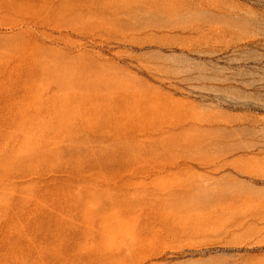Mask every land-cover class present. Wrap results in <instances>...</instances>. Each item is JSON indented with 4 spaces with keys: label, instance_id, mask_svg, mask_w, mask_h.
Returning a JSON list of instances; mask_svg holds the SVG:
<instances>
[{
    "label": "rangeland",
    "instance_id": "obj_1",
    "mask_svg": "<svg viewBox=\"0 0 264 264\" xmlns=\"http://www.w3.org/2000/svg\"><path fill=\"white\" fill-rule=\"evenodd\" d=\"M0 264H264V0H0Z\"/></svg>",
    "mask_w": 264,
    "mask_h": 264
}]
</instances>
